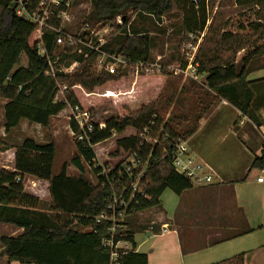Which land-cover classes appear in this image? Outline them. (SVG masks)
<instances>
[{"label":"trees","instance_id":"16d2710c","mask_svg":"<svg viewBox=\"0 0 264 264\" xmlns=\"http://www.w3.org/2000/svg\"><path fill=\"white\" fill-rule=\"evenodd\" d=\"M235 3L243 8L264 7V0H235ZM93 7L85 19L93 23L111 24L115 30L108 37L104 51L134 62L152 61L151 52L155 40L148 35H141L132 24L129 25L130 11L132 14L150 15L158 23L165 15L177 11L182 15L181 28L185 35L203 34L210 21L207 0H93ZM14 8L15 0H0V99L7 102L4 106L6 133L18 128L24 120L49 128L51 119L58 117L68 105L56 101L58 85L67 86L66 97L69 103L82 106L78 93L82 97L85 95L91 98L96 95L94 92L102 91L103 97L108 93V97H115L117 87L129 79L125 73L113 76L104 72L97 73L93 66L97 58L94 51L86 47L61 50L56 45L57 35L50 31L44 32L42 36L49 57H41L38 27L19 17ZM117 17L124 21L120 26L114 22ZM250 28L260 39L264 38V25L261 22L252 23ZM221 41L234 46L235 54L247 51L256 43L250 36L226 33ZM263 50L264 46L247 52L240 61V68L235 58L223 60L210 55L201 59L198 56V73L206 75L207 86L220 98L219 102L227 101L243 115L252 117L255 102L264 101V79L248 81V77L253 73L252 65ZM22 56L27 58L28 64L16 68ZM48 60L55 69V77L45 76V71L49 68ZM74 63H78V67L71 74L61 72L60 69L69 68ZM167 74L163 73L165 76ZM259 95L262 97L259 98ZM158 110L155 101L134 111L127 110L124 115L109 118L104 123L106 128L103 130L96 123L94 133L90 135L91 146L85 147L76 140L79 126L71 119L69 127L78 149V154L71 163L79 171L78 177L68 174L67 163L62 166L58 175L53 174L56 156L53 141L37 144L33 139H27L17 148L16 171L0 168V223L24 230L16 238L2 237L0 240L10 262L110 264L112 251L104 247V240L110 238L109 228L112 223L106 220L98 223L97 220L104 214L110 215L107 208L112 203L114 193L120 194L124 187L133 184L138 173L133 170L129 174L127 168L120 164L103 174L104 169L95 163L94 147L110 140L114 135L124 134L127 129H135L136 134L119 138L118 148L130 151L147 164L140 181L144 196L137 193L130 207L135 214L159 207L160 199L168 189L180 196L193 188L191 182L177 174L173 168L171 156L164 151L165 143L153 145L141 138V134L148 130V137L156 138L161 129L160 140L164 136H170V139L185 141L197 128L180 136L159 116ZM9 149L0 138V153ZM169 150L172 152L173 147H169ZM84 163L91 166L98 180L96 185L87 178ZM252 168L264 170V143ZM24 176L49 183L50 209L53 212L51 216L42 211V214L36 213L43 204L39 198L25 193ZM130 194L131 189L126 198ZM131 216L132 213L129 212L127 220ZM122 225L126 228L115 236V243L127 241L135 248V235L139 229L144 228L132 226L131 221ZM120 262L149 264L146 253L135 251L123 256ZM216 264H245V259L240 254Z\"/></svg>","mask_w":264,"mask_h":264},{"label":"rangeland","instance_id":"374dc122","mask_svg":"<svg viewBox=\"0 0 264 264\" xmlns=\"http://www.w3.org/2000/svg\"><path fill=\"white\" fill-rule=\"evenodd\" d=\"M76 5L75 16L78 22H82L87 18L93 10V0H78ZM208 11L210 15V22L204 35L196 36V38H189L185 35L181 28L182 15L177 11L165 15L161 22H157L150 15L132 14L128 13L129 25L136 28L141 32V35H148L154 38V47L151 52L152 62L159 63L166 69L168 76L163 74L153 75H128L125 82L118 86L115 90V97H103L102 91H96V95L91 98L81 96L79 93L80 106L84 111H88L93 120L98 124L105 123L111 117L124 115L128 111L137 110L139 107L150 104L156 101L159 116L168 122L171 128L180 136H185L189 131L199 126L200 120L206 116L208 112L218 107L221 102L218 100L215 92H212L206 82V75L199 74V78L194 80L184 75L175 76L170 74V68H176L182 63L187 62V53L195 54L196 57L203 59L204 57L215 55L217 58L223 60L234 59L239 68L241 67L240 61L247 52H252L254 48L264 46V38L255 34L250 25L254 22H261L264 25V19L260 20L259 17L264 18V7H249L243 8L235 3V0H207ZM117 25V22L114 21ZM109 29L114 32L111 24H103V29ZM130 28V27H129ZM128 28V29H129ZM76 29V28H75ZM74 29V31H75ZM130 34L131 31L129 32ZM237 35L242 37H252L256 43L251 46L247 51H240L235 54L233 47L226 45L225 41H221L224 34ZM114 34V33H113ZM110 36L109 33L107 35ZM220 42H225L221 44ZM192 43L194 50L188 48ZM192 56V55H191ZM28 60L22 56L16 68L25 67ZM253 73L250 74L252 79L264 78V50L255 60L252 65ZM61 97V96H58ZM56 101L60 102L59 98ZM6 100L0 99V138L3 142L10 147L6 152L0 153V164L9 162L11 148L21 147L25 140L33 139L37 144H48L53 141L56 146V156L53 167V174L58 175L62 166L68 164V174L79 175L78 170L72 165V159L77 156L78 149L76 146L75 137L69 127L72 112L67 105V108L58 116L50 121V127L44 128L37 124H32L26 120L22 121L18 128L12 130L10 133L5 132L4 128V105ZM243 121L245 118H241ZM246 121V120H245ZM135 129H127L122 135H114L110 140L103 142L94 147L96 153V165L104 169V173H108L115 169L118 165L122 164L126 168L134 165V156L130 151L120 149L117 146V140L125 136H134ZM162 130L156 135V138L148 137L150 143L155 144L156 139L160 140ZM223 133L220 137H223ZM190 138V137H189ZM185 140L188 143V139ZM162 142V140H160ZM235 139L230 136L227 144L234 142ZM210 143L208 141L200 145L206 148ZM192 149V148H191ZM190 149V150H191ZM189 150V151H190ZM191 153V151H190ZM200 162L202 161L199 156L193 153ZM212 160L217 157L211 156ZM210 158V159H211ZM219 162V159H218ZM227 163V161H226ZM9 165V164H7ZM87 178L93 183L97 184L98 180L93 174V170L89 164L84 163ZM139 172H143L147 168V164L143 162L136 165ZM261 177L264 178V175ZM30 179L36 181L35 178L24 179L25 193L30 195L47 196L45 187L40 184L30 182ZM118 193L116 192V195ZM182 196V195H181ZM179 195L175 194L172 190H166L160 200V206L143 211L141 214H133L130 218L125 219V222L131 221L132 226H142V230H138L135 239L139 244L146 241L148 236L142 231L148 227L151 221L150 214L170 219L173 215L172 211L180 202ZM38 210H43L47 215L53 213L50 209V203L45 202ZM41 211H36V213ZM38 216V215H37ZM51 216V215H50ZM42 219V218H41ZM47 222V221H46ZM147 244L141 247L139 253L147 252Z\"/></svg>","mask_w":264,"mask_h":264},{"label":"crops","instance_id":"0c3cea01","mask_svg":"<svg viewBox=\"0 0 264 264\" xmlns=\"http://www.w3.org/2000/svg\"><path fill=\"white\" fill-rule=\"evenodd\" d=\"M257 80L248 77V81ZM263 125L264 101L255 102L252 117H248L223 100L200 120L187 144L192 155L209 163L217 179L212 185L193 186L180 195L170 219L150 214L152 219L142 231L148 238L141 244L135 239L137 252L150 244L145 252L149 264H216L240 254L245 264H264V183L257 181L264 170L252 168L264 143ZM229 134L235 141L227 144ZM203 141L210 145L201 148ZM11 150L9 162L0 168L14 172L17 148ZM212 155L217 158L212 160ZM26 177L32 178L24 176L23 182ZM35 180L30 182L45 187L48 195L34 196L42 204L50 203L49 183ZM23 232L22 228L0 223V240L16 238ZM5 251L0 241V264H21L10 262Z\"/></svg>","mask_w":264,"mask_h":264},{"label":"built area","instance_id":"2783aa9c","mask_svg":"<svg viewBox=\"0 0 264 264\" xmlns=\"http://www.w3.org/2000/svg\"><path fill=\"white\" fill-rule=\"evenodd\" d=\"M78 2V0H15L14 9L17 15L37 26L39 29L41 42L38 48L41 57L47 59L49 57L42 36L44 32L50 31L57 35L56 45L61 50L65 48L86 47L94 51L97 54V58L93 66L97 73L104 72L109 76L124 73L131 76H148L164 73L166 68L159 63H154L152 61L134 62L121 55L104 51V46H106L108 41L107 35L108 33L111 35L112 32L107 28L103 29V24L101 23L88 22L86 19H83L82 22H78L75 16ZM116 22L117 25L120 26L124 21L121 17H117ZM204 33L200 36L204 35ZM188 36L193 39L198 35L190 34ZM188 48L195 49L192 43L188 45ZM196 59L197 57L195 54L187 53L186 65L184 66V63H182L176 68H170V74L175 76L184 75L185 77L197 80L200 75L198 73L199 65ZM48 66L49 68L45 71V76L55 77V69L50 60H48ZM77 67L78 63H74L71 67H63L60 70L65 74H71ZM67 90L68 88L66 85H58V94L56 98H59L60 102L67 103L71 109V119L79 126V133L76 136V140L84 147L86 145L91 146L90 135L94 133V125L96 122L88 111H84L79 105H72L69 103L66 97ZM108 95H110V93H108ZM98 126L100 130L106 128L104 123ZM148 133V130H144L141 134V138L145 139L147 142H149ZM173 140L174 139H170V136H164L162 142L156 139V143L151 144L156 145L160 143L164 145L165 143L166 146L164 147V151L167 155L171 156L173 168L177 174L188 179L193 186L202 187L214 184L217 179L215 172L190 153L188 144L185 141L180 139ZM169 147H173L172 152L169 150ZM133 156L135 167H127V172L131 174L134 170L138 173L135 182L129 187H124L120 194L116 195V193H114L112 203L107 208L110 215L104 214L97 220L98 223L104 220L112 223L109 228L110 238L104 240V247L112 251L110 264H120V260L123 256L133 251L137 252L136 247L134 248L130 242L119 241L115 243L114 240L118 232L126 228L122 224L125 222L128 213L131 212L132 215L135 214L134 210H131L130 207L137 193L144 196L140 181L147 168L143 172H139L136 165L141 164L142 161L141 159H137L135 155ZM257 181L264 183V178L260 177ZM129 189H131V194L126 198Z\"/></svg>","mask_w":264,"mask_h":264}]
</instances>
